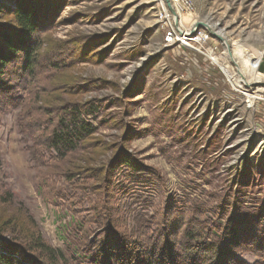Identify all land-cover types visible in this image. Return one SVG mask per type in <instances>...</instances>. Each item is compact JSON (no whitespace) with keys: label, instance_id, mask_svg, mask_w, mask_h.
<instances>
[{"label":"rangeland","instance_id":"obj_1","mask_svg":"<svg viewBox=\"0 0 264 264\" xmlns=\"http://www.w3.org/2000/svg\"><path fill=\"white\" fill-rule=\"evenodd\" d=\"M48 1L62 4L38 33L44 63L29 87L40 100L21 91L24 103L0 112V227L14 221L24 235L38 231L69 257L75 226L95 215L93 205L110 210L116 231L127 234L139 213L168 205L198 225L240 222L264 247V0H191L194 11L179 7L176 19L166 6L189 35L185 45L165 43L158 0H39ZM11 9L13 1L0 0V25L11 23ZM239 53L257 59L258 81L243 74ZM8 76L23 84L20 72ZM45 98L94 104L92 163L85 150L55 160L40 146ZM126 159L143 172L119 167ZM107 163L117 172L102 173ZM133 189L151 196L150 210L131 206ZM98 230L79 232L81 246Z\"/></svg>","mask_w":264,"mask_h":264},{"label":"trees","instance_id":"obj_2","mask_svg":"<svg viewBox=\"0 0 264 264\" xmlns=\"http://www.w3.org/2000/svg\"><path fill=\"white\" fill-rule=\"evenodd\" d=\"M11 1L14 9L5 13L8 18L10 16L11 23L0 25V112L15 102L24 103L25 97L18 94L21 91L28 92V97L40 100V90L32 93L29 87V82L37 76V69L44 63L39 59L41 40L38 33L46 28L53 9H58L62 4L48 1L43 6L39 0ZM55 64L49 62L46 65L56 68ZM11 70L21 73L19 82L23 84L20 87L11 85L8 76ZM259 72L264 74V65L259 67ZM43 103L50 109L44 110L46 126L39 128L43 133L40 146L44 145L55 160L65 159L79 149L85 150L87 157L84 163H92L98 155L90 145L97 131L89 120L94 113V104L57 101L53 98H45ZM119 165L136 174L143 172L127 159ZM118 168L114 170L107 163L102 173L117 172ZM93 178L100 182L98 176ZM133 190L135 192L127 193L132 201L131 206L150 210L151 202L148 200L151 196L143 189ZM167 208L168 205H165L161 211L154 209L152 214L147 210L143 215L139 213L137 228L133 234H127L126 229L116 231L115 222L119 220L118 217L114 219L110 210L99 212L93 205L95 215L75 226L73 237L76 243L72 245L69 257L63 250L47 244L38 231L24 235L21 229H16L17 223L8 222L5 229L0 227V264H245L239 260V256L247 253L259 258L254 264H264L263 243L253 241L250 227L244 224L240 226L241 223L236 221L223 227L219 222L214 227L198 225L182 214L173 217ZM93 229L103 231L98 230L100 233L94 237V242L82 247L79 232L84 230L93 237L97 232H93ZM172 229H176L175 232ZM7 235H13V239ZM70 247L65 248L68 251Z\"/></svg>","mask_w":264,"mask_h":264},{"label":"built area","instance_id":"obj_3","mask_svg":"<svg viewBox=\"0 0 264 264\" xmlns=\"http://www.w3.org/2000/svg\"><path fill=\"white\" fill-rule=\"evenodd\" d=\"M172 7L176 10L179 11V7L184 8L187 12H193L194 11V5L191 0H169ZM159 5L161 7L163 19L166 22V31H165V36H164V41L166 44L171 45L175 42L185 45V42H188L189 35L186 37L187 39L183 41L182 39L184 35H181V32L179 29L176 27L175 22H174V17L170 14V12L166 9V3L165 0H158ZM187 35V34H186ZM207 39V36H201L199 41H205Z\"/></svg>","mask_w":264,"mask_h":264},{"label":"bare ground","instance_id":"obj_4","mask_svg":"<svg viewBox=\"0 0 264 264\" xmlns=\"http://www.w3.org/2000/svg\"><path fill=\"white\" fill-rule=\"evenodd\" d=\"M183 38L184 39H182V40L185 41L186 40V36L184 35ZM239 55L241 56V61L243 62V65L245 66V69H246L245 71H243V74L245 72H247V74L249 75L251 80L258 81L259 77L257 75H255V69H256V65L258 63L257 59L256 58L253 59L247 53H244V54L239 53ZM242 76L243 75H241L240 81H242L244 79V78L242 79ZM244 83L248 85L251 82L244 81ZM253 83H256V82L253 81Z\"/></svg>","mask_w":264,"mask_h":264},{"label":"water","instance_id":"obj_5","mask_svg":"<svg viewBox=\"0 0 264 264\" xmlns=\"http://www.w3.org/2000/svg\"><path fill=\"white\" fill-rule=\"evenodd\" d=\"M165 3H166V6H167L168 10L172 13V15H173V16L175 17V19H176V11H175V9L172 7L170 1H169V0H165ZM199 27H205V28H207V29L211 32V35H212L213 38H217L220 42H223V43L226 44L225 40H224L222 37H220L217 33H213L211 27H209L208 25L199 22V23L196 24V28H199ZM193 31H194V30H193ZM219 34H221V33H219ZM226 47H227V49H228V51H229V47H228V46H226ZM260 84L264 85V83H260Z\"/></svg>","mask_w":264,"mask_h":264}]
</instances>
